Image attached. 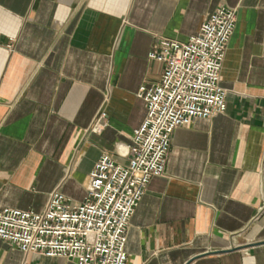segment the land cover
<instances>
[{"label":"crops","instance_id":"crops-1","mask_svg":"<svg viewBox=\"0 0 264 264\" xmlns=\"http://www.w3.org/2000/svg\"><path fill=\"white\" fill-rule=\"evenodd\" d=\"M221 5L237 10L227 109L175 130L126 264H264V0H0V208L42 210L56 189L82 201L104 152L127 162L118 144L147 114L137 91L165 68L149 53ZM0 264L76 263L0 239Z\"/></svg>","mask_w":264,"mask_h":264},{"label":"built area","instance_id":"built-area-1","mask_svg":"<svg viewBox=\"0 0 264 264\" xmlns=\"http://www.w3.org/2000/svg\"><path fill=\"white\" fill-rule=\"evenodd\" d=\"M236 25L237 10L221 5L188 41L161 39L160 48L149 53L165 64L161 79L137 91L146 103V117L131 145L118 144L127 162L104 152L90 172L82 201L56 189L42 210L0 208V239L26 255L63 257L76 264H126L131 218L151 180L166 173L175 130L227 109L221 71Z\"/></svg>","mask_w":264,"mask_h":264},{"label":"bare ground","instance_id":"bare-ground-1","mask_svg":"<svg viewBox=\"0 0 264 264\" xmlns=\"http://www.w3.org/2000/svg\"><path fill=\"white\" fill-rule=\"evenodd\" d=\"M106 125V123H105V121L104 120H102V122L100 123V126L102 127V126H105ZM96 126V125H95ZM95 129V128H94Z\"/></svg>","mask_w":264,"mask_h":264}]
</instances>
